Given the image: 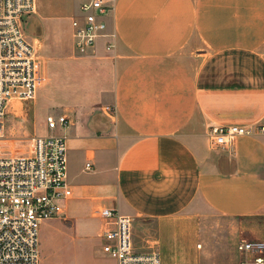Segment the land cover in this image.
<instances>
[{"label":"crops","instance_id":"1","mask_svg":"<svg viewBox=\"0 0 264 264\" xmlns=\"http://www.w3.org/2000/svg\"><path fill=\"white\" fill-rule=\"evenodd\" d=\"M44 1L25 18L46 81L31 102L44 95L45 125L68 120L55 135L66 139L72 196L39 234L68 230L79 247L90 225L94 263L115 264L102 249L110 209L132 219L133 249L161 264L223 257L207 249L212 226L264 219V134L226 150L210 136L264 125V0H104L105 29L84 52L73 26L90 18L84 0ZM241 235L264 241V228ZM236 252L237 264H257V253Z\"/></svg>","mask_w":264,"mask_h":264},{"label":"built area","instance_id":"2","mask_svg":"<svg viewBox=\"0 0 264 264\" xmlns=\"http://www.w3.org/2000/svg\"><path fill=\"white\" fill-rule=\"evenodd\" d=\"M104 0H84L83 13L90 14L84 26L74 22L79 51L94 44L104 31L103 21L110 8ZM36 12V0H0V138L6 106L13 100L32 101L45 82L43 64L27 43L24 19ZM64 116H48L49 131L65 128ZM264 134V125L253 128L212 127L210 136L217 149H230L236 139ZM90 168V165H87ZM72 196L67 183V145L64 137L52 134L30 140L26 156L0 157V264H39V231L43 223L59 218L63 202ZM114 221L103 235V253L115 264H161L158 253H139L133 249L132 219L110 209L100 212ZM237 250L246 257L255 252L254 260L264 262V241H241ZM243 259L239 264H249Z\"/></svg>","mask_w":264,"mask_h":264},{"label":"rangeland","instance_id":"3","mask_svg":"<svg viewBox=\"0 0 264 264\" xmlns=\"http://www.w3.org/2000/svg\"><path fill=\"white\" fill-rule=\"evenodd\" d=\"M59 1L60 0L44 1L43 6L47 5L49 9V6L55 9ZM68 3L70 8L73 0H69ZM29 20L30 18L24 19L22 25L24 34L30 32L27 29ZM45 103L44 95H39L35 108L32 107L33 103L31 101L13 100V104L15 105L14 110L17 116L20 117L19 119H14L16 115L10 104L6 106L2 121L0 157L26 156L29 154L30 140L34 136H38L39 133L44 131H46L48 136L57 133L56 131H49L45 125V120L42 117ZM28 124H32L29 130L26 129V125ZM263 220L262 217L255 219V223L251 225H248L246 222L241 223L240 221L235 222L234 225H230L229 222L223 223V221H221L219 224L222 225V229L220 226H212L209 235L211 242L207 249L212 250L213 253L216 252V254L218 252V254H221L223 257L210 259V262L207 264H237L235 257V255H237V245L242 239H251L246 235L242 237L241 234H246L248 230L256 231L257 228H264ZM240 235L241 237L239 238ZM57 236L56 239L52 238V240L46 234H39V264H95L94 259L96 257L91 247L95 232L90 225L86 226L84 232L81 233L80 236L82 241L79 247H76L77 235L73 232L68 230L65 234L58 232Z\"/></svg>","mask_w":264,"mask_h":264}]
</instances>
